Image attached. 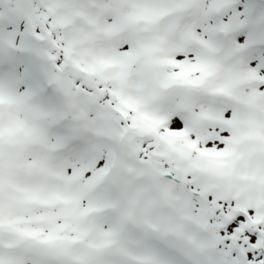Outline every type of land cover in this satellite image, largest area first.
<instances>
[{
  "label": "snow or ice",
  "instance_id": "6c2138e0",
  "mask_svg": "<svg viewBox=\"0 0 264 264\" xmlns=\"http://www.w3.org/2000/svg\"><path fill=\"white\" fill-rule=\"evenodd\" d=\"M0 264H264V0H0Z\"/></svg>",
  "mask_w": 264,
  "mask_h": 264
}]
</instances>
